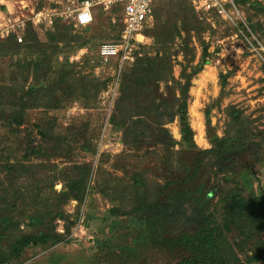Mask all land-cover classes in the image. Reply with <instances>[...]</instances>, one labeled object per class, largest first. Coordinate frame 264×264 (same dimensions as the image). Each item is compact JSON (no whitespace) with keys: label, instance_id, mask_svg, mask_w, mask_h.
Masks as SVG:
<instances>
[{"label":"rangeland","instance_id":"obj_1","mask_svg":"<svg viewBox=\"0 0 264 264\" xmlns=\"http://www.w3.org/2000/svg\"><path fill=\"white\" fill-rule=\"evenodd\" d=\"M72 1L79 4L83 0H6L5 3L0 1V11L11 18L22 19V14L27 18L32 16V10L45 8L63 10V7ZM163 1L165 0H158L157 6ZM189 1L194 7L192 1ZM233 1L235 13L239 16L235 21L236 25H231L216 16L206 20L198 14L207 28L202 37L209 44L211 56L208 58V64L194 77L189 92V119L197 150L212 149L214 136L222 138L228 134L235 135L240 129H250L260 137L264 151V12L256 10L252 4L245 1L239 3ZM249 18H252L259 31L256 32L249 27ZM59 24L61 29L69 31L67 36L60 35V32L57 34L55 27L34 28L39 40L49 47L47 54L51 69L48 76L40 80L34 77L33 71L27 72L25 62L38 61L44 56L27 58L28 54L22 46L13 48L14 42H8V39L0 40L1 110L5 109L6 113L10 110V104L15 103L17 97L21 95L22 87L25 93L30 89L48 90L66 86H71L72 88L68 89L74 90L70 97L59 90L55 92L54 97L46 94L40 96L42 97L40 106L22 114L21 126L11 124L12 119L0 120L2 179L11 178L5 172L7 164L40 163L51 168L46 172L51 181L39 187L33 184L29 188L27 184L31 181L22 185V179L15 183L14 190H17L19 199L16 201L18 211H14L13 215L18 227L16 224L12 225L9 219L2 223L0 253H5L11 264H176L180 253L170 251L163 243L158 246L154 244L143 213L116 216L112 210L117 203L110 202L97 190V184L102 183L104 179L109 180L122 175L115 166L122 161L119 156L127 151L122 144V131L115 128L110 120L120 97L122 78L133 64L124 65L119 74L118 60L104 62L98 55L102 44L117 41L116 37L122 26L121 11L106 13L96 9L94 22L89 28L76 27L72 21L67 20ZM27 25L29 29L30 24ZM192 35L197 36L196 32ZM55 37L66 40L58 44V41L53 43L52 38ZM185 38L187 35L183 33L177 42L181 43ZM69 39L72 41L67 43ZM139 40L140 44H146L145 48L140 49L141 52L153 55L152 39L145 40L139 37ZM193 42L197 46V59L195 63L188 64L182 53L175 57L176 78L179 77L182 68H186L188 73L191 72L192 65L200 59L202 49L198 44V38ZM83 43L85 45L80 47ZM56 45L58 49L55 53L50 48ZM64 73H68L67 84L60 86L57 81ZM222 74L228 75L225 87L222 86L220 77ZM55 100L58 102L57 105L54 103ZM206 110L210 113V126L206 124ZM236 110L242 113L244 123L240 127L231 123V113ZM168 127L178 142L175 148L178 150L182 147L179 143L181 135L178 123H171ZM47 131L55 137L71 135L72 139L78 140L73 146L71 162L61 157L48 161L41 159L40 156L25 155L29 144L34 142V145H37L42 138L41 134ZM84 163L91 164L94 169L89 194L81 204L70 201L64 207L66 219H56L53 223L60 234L65 233L69 227V235L57 245L28 247L20 256H13L10 250L15 244L13 239L15 236L21 237L22 234L30 232L36 234L41 229V221L36 219L30 223L27 218V215L36 212V208L38 210L42 208L36 204L27 205L29 192L46 193L53 189L56 192L62 191L63 182L61 179L55 180L54 175L60 172L61 168ZM229 178L243 188L245 197L258 198L264 193V162L239 168ZM3 192L4 190L1 194ZM143 192L144 188L138 189L139 199H143ZM189 198L190 202L195 204H203L208 200L203 189ZM218 199L219 197L215 198L214 202L216 203ZM22 204L26 208L23 211ZM225 206V203L216 204L213 210L215 222L230 233L228 235L233 242L241 244L246 240L239 250L242 260L245 261L252 242L236 230ZM259 237L264 241V230Z\"/></svg>","mask_w":264,"mask_h":264},{"label":"trees","instance_id":"obj_2","mask_svg":"<svg viewBox=\"0 0 264 264\" xmlns=\"http://www.w3.org/2000/svg\"><path fill=\"white\" fill-rule=\"evenodd\" d=\"M244 1L264 12V2L236 0L237 3ZM118 10L122 14L120 5L106 13ZM153 16L154 25L145 28L143 34L152 39L154 54L141 52L140 49L145 48L146 44H138L136 59L131 63L133 65L130 71L122 78L120 97L110 120L115 128L122 131V144L127 150L119 156L121 163L115 166L122 175L104 179L97 184L98 193L110 202L117 203L112 210L116 216L143 213L154 244L158 246L163 243L170 251L180 253L176 264L264 262V241L259 237L264 230V193L258 198H247L243 194V188L229 178L239 168L264 162L260 137L250 129H240L235 135L228 134L222 138L214 136L213 148L210 150H197L189 119V92L194 77L208 64L211 56L209 44L202 37L207 28L189 0H165L159 6L155 5ZM59 21L64 22L61 19L56 20L53 28H56L57 34L60 32V35L67 36L69 31L61 29ZM248 25L254 31H259L252 18L248 19ZM193 32L197 36H193ZM183 33L187 38L178 43L177 40L182 38ZM196 38L202 49L200 59L192 65L191 72L188 73L186 68H182L176 78L175 57L182 53L188 64L195 63L197 46L193 41ZM7 39L8 42H14L13 48L22 46L28 54L27 58L43 55L38 61L27 60L26 70L28 73L33 71L37 80L48 76L51 69L47 54L49 47L39 40L31 24L22 44H18L14 36ZM64 40L66 39L61 37L52 38L53 43L58 41L57 44ZM70 41L72 39L67 43ZM83 45L85 44L80 47ZM50 49L56 53L58 46ZM67 76L68 73H64L57 83L60 86L66 85ZM220 77L222 86L225 87L228 75L222 74ZM68 88L72 87L48 90L37 88L25 93L22 87L21 95L15 103L10 104V110L6 113L5 109H0V120L12 119L11 124L21 126L22 114L38 108L43 94L54 97L59 90L70 97L74 90ZM54 103L57 105V100ZM209 115V110H206L208 126L211 125ZM231 115L233 126L240 127L244 123L239 110L233 111ZM174 122L178 123L181 135L179 143L182 147L178 150L175 149L178 142L168 127ZM41 135L37 145L34 142L29 144L25 153L27 157L40 156L48 161L61 157L71 162L77 139H72L71 135L55 137L49 131ZM49 169L50 166L40 163L7 164L5 172L11 178L4 180L0 177V226L9 219L12 225L16 224L18 227L13 215L14 211H18L16 201L19 199L17 190H14L15 183L22 179V185L31 181L27 184L29 188L33 184L39 187L51 181L49 175H46ZM93 170L89 163L66 166L54 175L55 180H62V191L56 192L53 189L46 193L29 192L27 205L36 204L42 208H36V212L27 215V218L30 223L36 219L41 221V229L36 234L30 232L22 234L21 237L15 236V244L10 250L13 256H20L28 247L57 245L69 235V227L65 233L60 234L53 223L56 219H66L64 207L70 201L83 203L89 194ZM141 188H144L143 199H139L138 189ZM201 189L208 199L207 202H190L189 197L201 192ZM217 197L219 199L215 203ZM219 203L226 204L236 230L252 242L245 261L242 260L239 250L246 240L241 244L233 242L228 235L230 233L215 222L213 210ZM25 209L22 204V211ZM0 264H11L5 253H0Z\"/></svg>","mask_w":264,"mask_h":264},{"label":"built area","instance_id":"obj_3","mask_svg":"<svg viewBox=\"0 0 264 264\" xmlns=\"http://www.w3.org/2000/svg\"><path fill=\"white\" fill-rule=\"evenodd\" d=\"M195 10L206 20L212 16L231 24L239 18L235 13L233 0H191ZM157 0H83L79 4L75 1L66 4L63 10H32V16L19 17L17 19L3 15L0 20V39L14 36L18 43L24 42V35L28 25L35 29L45 27L52 29L58 19L72 21L74 26L85 28L90 26L95 19V10L100 8L103 12H109L114 6L122 7V26L120 37L116 42L104 43L100 46L98 55L104 62L118 60L121 74L123 66L131 64L136 59V50L140 44L139 37L147 38L143 34L145 28L154 23L153 11ZM22 20V21H21ZM2 21V22H1ZM149 39V38H147Z\"/></svg>","mask_w":264,"mask_h":264},{"label":"crops","instance_id":"obj_4","mask_svg":"<svg viewBox=\"0 0 264 264\" xmlns=\"http://www.w3.org/2000/svg\"><path fill=\"white\" fill-rule=\"evenodd\" d=\"M0 1H3L4 3L6 2V0H0ZM6 5V4H5ZM7 7H9L10 8V6H7ZM0 17H2L3 15H6V13H4V12H2V11H0ZM145 40H147V38H144Z\"/></svg>","mask_w":264,"mask_h":264}]
</instances>
